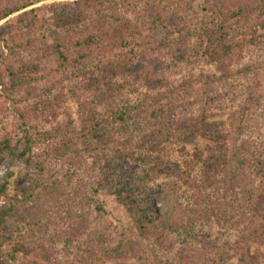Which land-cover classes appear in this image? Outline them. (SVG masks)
<instances>
[{
	"label": "trees",
	"instance_id": "16d2710c",
	"mask_svg": "<svg viewBox=\"0 0 264 264\" xmlns=\"http://www.w3.org/2000/svg\"><path fill=\"white\" fill-rule=\"evenodd\" d=\"M44 1L0 0V21L19 13L0 27V160L28 172L0 178V264H264V114L232 83L264 73V0H75L50 18ZM154 175L172 180L159 207ZM101 193L131 228L93 226Z\"/></svg>",
	"mask_w": 264,
	"mask_h": 264
},
{
	"label": "rangeland",
	"instance_id": "374dc122",
	"mask_svg": "<svg viewBox=\"0 0 264 264\" xmlns=\"http://www.w3.org/2000/svg\"><path fill=\"white\" fill-rule=\"evenodd\" d=\"M74 2H75V0H46L44 2H41V3L33 6V8L37 9V11L39 13L45 15L47 18H50L53 15V12H51V8L59 7L61 5H72ZM18 14L19 13H15L14 15L8 17L7 19L6 18L2 19L0 21V27L6 25L9 22H12ZM49 24H51V20H50ZM46 33H47V31L45 32V30H44L45 35H46ZM260 38L262 39V38H264V36H260ZM255 50L256 49L253 48V51H255ZM0 71H1V69H0ZM263 74L264 73L262 72L260 77H256V75H254V73H252V74H249L246 76L242 75L240 77H237V79L235 78L234 79L235 82L232 80L233 84L240 86L237 89L240 100H246V99L249 100L250 96H253L252 99L257 98V101L254 100L252 102V104L249 103V105L252 108L251 113L253 112V113H256L257 115H259L258 113L264 114V75ZM248 78H250L249 82L244 80V79H248ZM251 78L254 80L253 82H251ZM1 80H3L4 82H7V79L5 77H2L0 79V93L3 90V87L1 86ZM252 83H254V84L252 85V87L249 88L248 85H251ZM257 103L259 104L258 106H257ZM67 106H68L67 109H69V111L73 115V118L75 120H77L75 103L72 100H68ZM259 106H260V108H259ZM257 108H259V109H257ZM1 123H2L1 125L10 126L11 128H15V125H16L15 122H12V121H8V123L1 121ZM75 125H76L77 129L80 128L78 121H76ZM115 140L116 139H114V141H112L110 143V147H109L110 151H114V150L121 147V143L115 142ZM163 159L166 162H168V161L169 162H173V161L177 162L179 159L177 157L176 149H174V148L169 149V152L166 154L165 157H163ZM133 170L142 172V168L139 164H133ZM9 173H13V176L11 178L9 177L11 185L13 186L11 188L12 190L17 183H20V184H27L28 183L27 179H25L26 175H28V172L25 170V167L21 161H19L15 166H11L9 161L0 160V178L6 179L8 177ZM84 176H85L84 181L86 183L85 184V186H86L90 182L88 180L89 175L84 174ZM171 181H172L171 179H168L164 175H154L153 178L148 182L150 194L152 197H154L155 202H156L158 207L162 205V201H161V199H159V197L162 195V191L159 189L158 186L163 184L164 182L165 183H171ZM177 196L179 197V200L182 204L187 205L189 200L186 197L187 195H183L182 189L180 187L178 188ZM99 198L104 205L106 215H105V217L100 216L97 212L92 211V224H93V226H98V225L100 226L101 222H103L104 226L106 225V223H110L111 224L110 226L112 227V229H114V228L119 229V228H122L123 226L131 228L130 223H129V217L126 214L125 210L118 204L117 198L115 196H110L107 193H101ZM0 203L2 204V202H0ZM224 228L223 227L219 228L216 225L213 226V229H212L213 239H215V238L219 239L220 238L223 242L225 239V236H226V230ZM208 230H209V228H208ZM113 234L115 237H117V232L113 231ZM128 234L133 236V233H131L130 231L128 232ZM82 246L84 248L86 247V245H82ZM58 248H59L58 250L61 253H64V252L69 253L66 249H64L62 247H58ZM9 264H17V263L11 261V263L9 262ZM227 264H237V260L229 261Z\"/></svg>",
	"mask_w": 264,
	"mask_h": 264
}]
</instances>
